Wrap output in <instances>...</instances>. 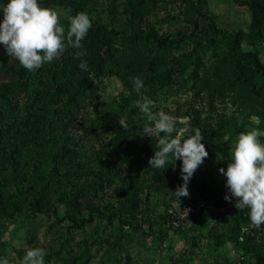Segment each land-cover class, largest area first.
Masks as SVG:
<instances>
[{
	"label": "rangeland",
	"instance_id": "1",
	"mask_svg": "<svg viewBox=\"0 0 264 264\" xmlns=\"http://www.w3.org/2000/svg\"><path fill=\"white\" fill-rule=\"evenodd\" d=\"M250 1L40 0L62 13L65 27L79 12L92 27L85 56L68 47L61 62L36 71L0 43V130L10 136L0 162V258L18 264L28 248L43 247L45 264H264V225L244 213L207 208L171 225L192 196L225 191L219 169L239 134L264 131V73L241 54L264 66ZM150 32L169 41L161 46ZM136 77L152 111L173 116L179 133L199 128L211 137L188 196L173 193L182 160L149 165L147 143L156 148L159 137L143 135ZM226 141L227 153L212 148Z\"/></svg>",
	"mask_w": 264,
	"mask_h": 264
},
{
	"label": "clouds",
	"instance_id": "2",
	"mask_svg": "<svg viewBox=\"0 0 264 264\" xmlns=\"http://www.w3.org/2000/svg\"><path fill=\"white\" fill-rule=\"evenodd\" d=\"M0 11L3 13L0 43L11 59L18 60L28 71H36L45 63L59 59L68 47L79 50L76 52L77 58L87 54L83 50L82 41L92 27V18L86 12L66 17L68 24L65 27L61 23L62 13L53 7L43 6L40 0H8ZM79 66L82 70L88 67L85 60H81ZM133 84L140 96L134 101V106L139 108L148 121L143 135L159 137L149 165L164 170L170 164L175 166L176 160H182L183 184L173 193L179 199L188 196L190 178L209 155L202 132L196 128L194 133L186 136L179 133L177 120L173 116L163 110L152 111L156 105L143 95V81L136 77L133 78ZM119 122L127 128L124 118H120ZM260 137H264V131L258 128L241 132L234 144L227 169H219L227 178L225 186L230 193L225 196V200L231 201L235 197L237 209L248 208L251 223L256 227L264 225V143ZM46 254L43 247L28 248L18 264H45ZM0 264H9L8 258H0Z\"/></svg>",
	"mask_w": 264,
	"mask_h": 264
},
{
	"label": "trees",
	"instance_id": "3",
	"mask_svg": "<svg viewBox=\"0 0 264 264\" xmlns=\"http://www.w3.org/2000/svg\"><path fill=\"white\" fill-rule=\"evenodd\" d=\"M248 5L255 12V20H256V24H257V27H258L259 32L260 33H264V4L260 3L257 0H252V1H250L248 3ZM148 36L150 38H152L153 41H155L156 43H158L161 46L164 45V44H166L169 41L168 38H166V37H160V36H158L154 32L148 33ZM241 54L243 56L252 57L254 59L255 64L257 65L259 71H262L264 73V66H262L260 64V62L256 58L255 54H253L251 52H242ZM61 60H62V58L60 57L57 60H53L52 63L58 64L59 62H61ZM151 73L153 75H155L156 72H155L154 68H151ZM36 113L37 112L35 110V112L32 113L27 120L28 121L34 120V117L36 116ZM202 135H203V137H204L205 140L211 142V137H210V135H209V133L207 131H202ZM9 139H10V136H9L8 129L7 128L1 129L0 130V162L3 160V156H5L7 154V146L9 144ZM261 140L264 142V139H261ZM157 143H155V146H157ZM147 144L150 145V151L151 152L152 151H155V147H153V145H154L153 143L148 142ZM211 145H212V148L214 150H221V149H223L226 153L229 150V146H228V142L227 141L226 142H219V143H211ZM151 149H153V150H151ZM201 193H208L212 198L215 199L216 204L219 205V199H220V197H221L222 194L220 196H218L217 194H212L210 192H203L202 191ZM233 210L234 211L241 212V213H244V214H246V215H248L250 217V215H249L250 210L248 208L237 209L235 206L229 207V208L224 209V210H217V212H226V211H233Z\"/></svg>",
	"mask_w": 264,
	"mask_h": 264
},
{
	"label": "built area",
	"instance_id": "4",
	"mask_svg": "<svg viewBox=\"0 0 264 264\" xmlns=\"http://www.w3.org/2000/svg\"><path fill=\"white\" fill-rule=\"evenodd\" d=\"M261 140V139H260ZM262 143H264L261 140ZM230 195L229 190L226 188L222 193L219 199V205L216 204L214 198H212L208 193H197L195 196H192L185 203L182 210L176 215L172 217L171 225L174 228H178L182 225L190 222L196 215H198L201 211H204L207 208H211L212 210H224L229 207H233L236 204V199L233 197L231 201L225 200V196Z\"/></svg>",
	"mask_w": 264,
	"mask_h": 264
}]
</instances>
